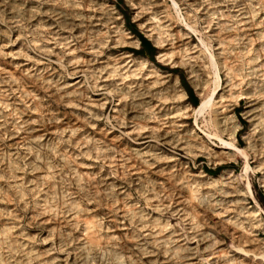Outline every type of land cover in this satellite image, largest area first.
<instances>
[{"label": "rangeland", "instance_id": "obj_1", "mask_svg": "<svg viewBox=\"0 0 264 264\" xmlns=\"http://www.w3.org/2000/svg\"><path fill=\"white\" fill-rule=\"evenodd\" d=\"M199 263L264 264V0H0V264Z\"/></svg>", "mask_w": 264, "mask_h": 264}, {"label": "bare ground", "instance_id": "obj_2", "mask_svg": "<svg viewBox=\"0 0 264 264\" xmlns=\"http://www.w3.org/2000/svg\"><path fill=\"white\" fill-rule=\"evenodd\" d=\"M248 14V13H247ZM152 17V16H151ZM155 18H157V17H155ZM153 19V18H152ZM155 20V19H154ZM158 21V20H157ZM151 22H154V21H150V23ZM166 23V22H165ZM163 24V23H162ZM163 25H165V24H163ZM166 26V25H165ZM167 27V26H166ZM162 28H165L164 26L163 27H158V30H159V33L161 34V32H162ZM156 29V28H155ZM152 30H154V28L152 29ZM168 30V29H167ZM157 31V30H156ZM124 32V31H123ZM164 32H166L165 31V29H164ZM186 32V31H185ZM158 33V32H157ZM158 33V34H159ZM160 34H159V37L156 39V43H158V44H161V45H164L165 43H166V41L164 40V37L163 38H161L160 37ZM163 35H164V33H163ZM184 35H187V34H184ZM188 35H189V33H188ZM182 36V35H181ZM134 38L136 39V40H138L137 39V37H135L134 36ZM181 38V37H180ZM187 39V38H186ZM186 39H185V41H186ZM189 39V38H188ZM183 40V39H182ZM171 41V40H170ZM180 41V40H179ZM184 41V40H183ZM167 42H169V41H167ZM173 43V42H172ZM171 43V44H172ZM166 45V44H165ZM181 45V44H180ZM167 46H168V44H167ZM251 51V50H250ZM161 56H168V53H164V54H161ZM184 56V55H183ZM165 58V57H164ZM141 65H142V67H144V68H148V69H150L149 71L152 73V72H154V73H156V74H158V76L161 74V70L159 69V67H157L155 64H153V63H149L148 61H146V60H141ZM118 69V68H117ZM134 71V70H133ZM132 71V72H133ZM135 73V72H134ZM150 73V74H151ZM153 73V74H154ZM137 74V73H136ZM135 75V74H134ZM152 75V74H151ZM155 75V74H154ZM127 76V75H126ZM149 76V75H148ZM141 77V76H140ZM138 79V78H137ZM218 80H219V76H218ZM150 82V81H149ZM178 86V85H177ZM176 87V86H175ZM179 87V86H178ZM155 88V87H154ZM180 88V87H179ZM179 90V89H178ZM151 91V90H150ZM180 91H183L182 92V94H180L181 96V98H183V97H185L186 96V93L184 92V90L182 89H180ZM148 92V91H147ZM154 92V91H153ZM160 92V91H159ZM67 94V93H66ZM150 94H152V93H150ZM154 94V93H153ZM159 94V93H158ZM219 100H217L216 102H215V99L213 100V96L212 97H210L209 99H207V100H205V101H203L202 103H201V105L199 106V107H197V108H194V107H189L190 109H189V113L190 112H192V113H194V114H196V117H197V119H198V116H200V115H202L203 114V112H204V110L206 109V108H208V107H212L213 105H216V116H217V118H216V120H215V124L218 126V128H221L223 131H227V130H232V137L233 138H235V136H236V133H237V128H238V122H237V119H236V116L232 113V114H230V111H231V109H230V106L229 105H227V104H225V102H226V100H225V98H223V96L222 95H220L219 97ZM160 100H161V98H160ZM178 101V100H177ZM166 102V101H165ZM164 104V103H163ZM151 106V105H150ZM168 106V104L166 103V104H164V105H162L161 107L160 106H157V107H153V108H149V110L147 111V114L148 115H146V116H149V119L150 118H153V119H155L156 121L155 122H163V123H166V124H168V123H172V122H174V120L177 118L178 119V117H180L182 114L179 112H176V114H174L173 113V111L170 109V108H168L167 107ZM148 109V108H147ZM185 110H187V108L185 109ZM184 110V112H185V114L186 113H188V112H186ZM144 112H145V110H143ZM188 113V114H189ZM145 114V113H144ZM184 114V115H185ZM191 114V113H190ZM148 119V120H149ZM197 119H196V123H197V125H194V129L197 131V128H196V126H198L199 125V123H198V121H197ZM137 130V129H136ZM162 130V129H161ZM138 131V130H137ZM192 133V132H191ZM210 137L212 136V138L213 137H215V138H218L221 142H223V144H224V148L225 149H227L228 151H230V152H233V150H232V148H235L237 151H239V152H241V153H245V152H243V150H239V148L235 145V143L233 142V141H227V140H225V139H223L222 137H220V136H218L217 135V133H215L214 135H212V134H208ZM41 138V137H40ZM38 139V138H37ZM36 140V139H35ZM33 141V140H32ZM203 144V143H202ZM199 147V146H198ZM246 155V154H245ZM143 156V155H142ZM246 157V156H245ZM248 167H249V164H247V169H248ZM180 206V205H179ZM57 207V206H56ZM181 207V206H180ZM245 211V210H244ZM249 214H251L252 216H253V218L254 219H257V220H262V219H260V213H259V210L258 209H253V210H251V212L249 213ZM239 219V218H238ZM258 222V221H257ZM238 223V222H237ZM243 224V223H242ZM200 264V263H199Z\"/></svg>", "mask_w": 264, "mask_h": 264}, {"label": "trees", "instance_id": "obj_3", "mask_svg": "<svg viewBox=\"0 0 264 264\" xmlns=\"http://www.w3.org/2000/svg\"><path fill=\"white\" fill-rule=\"evenodd\" d=\"M128 22L131 25L130 20ZM132 29H133V32L137 33V35L139 36L141 40L142 49H140L138 52L143 53V54H150L151 56H154L156 47L153 45V43L148 38H146L143 34H141L138 30L134 29V27H132ZM183 81L185 83L184 79ZM187 91L190 95L192 103L196 106L198 104V97L195 95L194 91L191 88L187 87Z\"/></svg>", "mask_w": 264, "mask_h": 264}]
</instances>
